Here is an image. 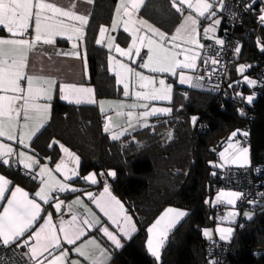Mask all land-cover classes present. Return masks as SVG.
Returning a JSON list of instances; mask_svg holds the SVG:
<instances>
[{"label":"snow or ice","instance_id":"snow-or-ice-1","mask_svg":"<svg viewBox=\"0 0 264 264\" xmlns=\"http://www.w3.org/2000/svg\"><path fill=\"white\" fill-rule=\"evenodd\" d=\"M92 2L93 0H87L89 4ZM217 3H219L220 9L225 7L224 0H171V7L175 9L176 13L183 16V21L175 33L169 37L138 17L137 13L145 4V0H119L111 32H116L122 27L123 32L131 36L129 47L124 49L116 44L117 38L107 35L110 30L103 26L99 30L100 38L96 40L98 45L104 44L106 40V47L110 52L109 71L114 73L117 85L123 86V95L135 98L131 104L99 102L101 112L114 108L116 117L125 115L127 117L126 122L123 123H115L113 117H106L104 131L110 133L112 140H119L126 133L134 131L137 126L149 127V117L170 115L172 112V109L167 107H150V102L153 101L171 102L172 86L170 84H167L164 79L136 71L129 66V63L117 59L112 53H117L132 64H137L139 63L137 57L143 59L141 49L146 48L147 58L143 63H139L140 68L155 74H179L180 84L196 87L198 85L194 79L201 78L187 75L186 70H196L197 61L205 51V45L201 44L198 39V26L201 18L212 21L209 27L204 29V38L214 40L215 45H224L223 39L213 35L221 23L219 19H215L216 12L213 11ZM76 7L77 4L74 0H69L67 7L60 5L57 0H0V26L11 34L10 38H0V138L16 141L24 148H28L29 142L47 123L51 108L50 102L53 99V88L57 81L50 77L29 73L27 71L29 53L39 42L51 45L55 43L57 37H66L72 42V50L57 54L81 58L78 46H82L84 43L89 15L78 14L75 11ZM185 9L191 10L189 14L184 15ZM193 12L195 15L192 14ZM259 22L264 25V14L259 17ZM30 29L35 33L31 38H29ZM257 43L259 45L260 41L258 40ZM211 47V45L208 46V48ZM235 51L238 54L240 48L237 47ZM261 51H264V45H261ZM180 56H183V59H180ZM218 62L215 59L211 60L213 65ZM205 63H208L207 58ZM84 68L85 74H87L86 56L84 57ZM237 71L243 74L246 71V66L241 65ZM22 81H26V87L22 86ZM243 82L249 87H253L257 83L247 76H244ZM137 86L139 90H137ZM59 92L60 99L68 103H97L94 99V89L90 87L61 83ZM238 95H241V98L246 99L248 103H252L254 99V96L244 98L242 94ZM137 109H143V111L137 112ZM240 114L244 115L242 111ZM197 119L195 116L192 117L193 125L196 124ZM114 128H118L119 131H113ZM237 135L247 137L248 133L240 132V130L231 133L227 146L219 152L221 163L214 164L210 161L211 166L245 167L249 164V148L242 146L241 142L235 139ZM168 139H172L171 131L168 132ZM60 148L64 156L56 164L55 171L64 177L63 181L56 179L52 170L46 165L40 166L39 172L32 177L33 179L39 178L41 184L35 197L44 204L56 200L54 207L57 212L61 211L64 201L54 197L53 193L80 191L68 183L74 178H80V157L62 144ZM0 161L8 166H13L16 161L29 173L39 163L35 157L23 151L17 154L10 145L2 142H0ZM107 175L115 177L116 173L109 171ZM82 179L91 185L98 183L95 173H90ZM10 184V180L0 175V200L7 199L3 211L0 212V244L5 247L17 244V241H20L21 237L42 218L41 203L37 202L36 198H29V193L22 188L15 187L11 190V195L6 197ZM242 195L240 192L221 191L217 194L214 203L235 206ZM86 196L107 217L116 230L113 232L108 227H100V232L115 248H122L120 237L131 239L137 230L133 217L128 214L124 204L112 194L107 181L104 183L103 191L98 195L87 192ZM74 205L83 207L86 215L81 217L79 213L73 212L70 220L60 219L56 223L53 221L52 215L49 214L43 218V223L32 232L28 239L23 240L22 244H17V247L28 248L29 260L33 264H66L68 251L61 250L62 243L76 245L77 241L85 235L86 228L92 229L100 225L99 218L84 205L80 197L68 205L69 211H72ZM186 215L187 213L184 211L169 207L147 229V251L157 262L161 259V251L169 233ZM236 215L234 211H230L223 219L234 222ZM248 218L251 219V216ZM217 231L222 240L229 239L233 233V229L230 227H220ZM204 235L210 237L211 233L205 230ZM73 251L84 257L89 264H109L111 259L107 251L101 248L95 240H88L74 247ZM71 264H79V261L73 260Z\"/></svg>","mask_w":264,"mask_h":264},{"label":"trees","instance_id":"trees-1","mask_svg":"<svg viewBox=\"0 0 264 264\" xmlns=\"http://www.w3.org/2000/svg\"><path fill=\"white\" fill-rule=\"evenodd\" d=\"M115 5L116 0H93L85 29V83L94 89L96 100L121 98L120 87L107 68L108 50L95 42L99 29L110 24ZM259 14L247 12L242 25L234 28L222 20L224 41L235 38L240 52L224 77L221 94L173 84L171 114L150 118L149 127L119 140H111L105 133L97 104L73 105L57 97L51 101L50 119L27 150L38 162L47 160L53 165L61 156L62 144L80 157V178L72 182H80L81 177L93 171L109 183L137 229L120 250L112 253L113 264H264V196L249 208L251 219H244L241 226L240 217L236 221L233 235L226 240L228 250L222 263H217L212 254L214 239L202 233L217 223L212 199L219 191V167L209 162L217 164L219 152L234 131L248 133L249 165L263 167L260 178L264 181V25L259 22ZM140 15L167 35L180 20L170 0H146ZM115 37L121 46L129 42L123 32L118 31ZM246 60L254 64L241 74L237 69ZM244 76L261 81L262 86L249 87L243 82ZM238 94L255 98L248 103ZM193 116L198 118L195 125ZM241 137L244 136L237 135L235 139ZM109 171L116 176L107 178ZM23 172L14 164L0 163V173L12 185L33 192L36 183L26 179ZM167 206L184 209L187 215L169 234L157 262L146 250L147 229Z\"/></svg>","mask_w":264,"mask_h":264},{"label":"crops","instance_id":"crops-1","mask_svg":"<svg viewBox=\"0 0 264 264\" xmlns=\"http://www.w3.org/2000/svg\"><path fill=\"white\" fill-rule=\"evenodd\" d=\"M57 2L60 5L67 7L68 3H69V0H57ZM74 2L77 4V7H76L75 11H77L78 14H88V15H90L92 6H91V4L87 3V0H74ZM118 3H119V0H116L115 9H116V6H117ZM142 6H141V8H142ZM218 7H219V3H217L214 6L213 11L216 12L215 19H219L221 21V23L216 28V31H215V33L213 35L216 38L225 40L224 33H223L224 31L220 30V27L223 24V21H222V18L218 15V12H217V8ZM115 9H114V14H113V17H112V20H111L110 24L108 26H103V27H106V28H108L110 30V32L107 35L115 36L118 31L123 32L122 27L120 29H118L116 32H111V26H112V21H113L114 15H115ZM190 11L191 10L185 9L184 15L189 14ZM192 14L195 15L194 12ZM262 14H264V12H260L259 17ZM137 15H138L139 18L147 21L145 18H143L140 15V11L137 13ZM179 15H180V20L178 21V23L176 24V26L174 27V29L170 33V35H168L169 37L172 36L175 33L177 27H179V25L183 21V16L181 14H179ZM32 23H33V28H34V21ZM147 23L151 24L153 27L157 28L156 26H154L149 21H147ZM211 23H212V21L210 19L201 18L199 26H198V33H199L198 39L200 40L201 44L205 45V51L202 52L201 57L207 52V50H208L207 46H210V45L214 44V43H211V42H214V40L205 39L204 35H203L204 29L209 27V25ZM157 29H159V28H157ZM159 30L162 31L161 29H159ZM162 32H164V31H162ZM124 34H126L129 37L128 44L126 46H121L116 41H115V43L118 44L121 48L127 49L129 47V44L131 43V36H129L127 33H124ZM10 35L11 34L7 33L6 29H2V26H0V38H10ZM34 35H35L34 31H32L30 29L29 38H31ZM99 38H100V31H98V33L96 35L95 42ZM99 46H102V47H104L105 49L108 50L107 68H108V71H109V60H108V58H109L110 52H109V49L106 47V40H105L104 44H101ZM71 50H72V42L71 41H69L66 37H63V38L62 37H57L54 44L49 45V44H44L43 42H39L37 44V46L34 48V50L29 53V64H28L27 71L29 73H31V74L45 76V77H50V78L55 79L57 81V84L53 88V98L57 97L60 101H62L64 103H68V102L65 101V100L60 99L59 85L61 83L76 84L77 86H83V87L92 88L91 86H89V85H87L85 83L87 75L85 74V68H84V57H85L84 43H83L82 46H78V50L81 53V58H75V57H72V56H66V55H62V54L58 55L57 54V53H66V52H69ZM112 54L115 55V57L117 59L124 60V62L129 63L130 67L134 68L136 71H139V72H141L144 75L155 76L158 79H164L165 82L167 84H170L171 86L173 84H175L176 86H178L180 88H189L190 87L188 84H180L179 83V74H177V75H171V74H167V73L155 74V73H150L147 69L140 68L139 67V63H143L144 60H146V58H147V54L148 53H147V49L146 48L141 49V56L143 57V59H141L140 57H137V60L139 61V63H137V64H132L130 61L125 60V58L120 57L119 54H117V53L113 52ZM179 58L183 59V56H180ZM200 60H201V58L197 61V68H198V64H199ZM111 74L115 77L114 73H111ZM186 74L187 75H191V76H193L195 78L197 76V69L196 70H191V71L186 70ZM115 80H116V77H115ZM21 83H22V86H24V87L27 86L26 81H22ZM118 86L120 87V90H121V98H119V99H99V100H96L95 94H94V99L97 101V103H94V104H89V103H81V104L68 103V104H73V105H95V104H97V106H98V108L100 110V107H99V102L100 101H104V102H121V103H125V104L133 103L135 98L132 97V96L125 97L123 95V86L122 85H118ZM157 86H158V84H157ZM137 90H139L138 86H137ZM169 103L170 102H166V101H153V102H150V107H167V108H170L169 107ZM106 107H107V103H106ZM139 111H143V109H137V112H139ZM101 114H102V126H103V129H104L105 119L108 116L113 117L115 123H123V122H126V120H127L126 115L124 117H116V110L114 108H109L106 112H101ZM160 116H164V115H160ZM154 117H157V116H154ZM150 118H153V117H149L148 118V124L150 123ZM49 119H50V114H49V118H48L47 122L49 121ZM140 129H143V128L137 126L134 131H130L129 133H126L125 135L131 134V133H133L135 131H138ZM113 131H119V129L118 128H114ZM106 134L110 138V133H106ZM124 136H122V137H124ZM0 142L10 145L17 154L19 152L23 151V152L27 153L28 155H31V156L35 157L31 152H29L27 150L28 148H24L23 145L19 144L16 141H7L4 138H0ZM30 142H29V145H30ZM226 146H227V144L224 146V148ZM224 148L221 151H223ZM63 156H64V153L61 151L60 158L53 165L48 164L47 160L39 162L38 165L34 166V168L31 171V173L33 175H35V173L39 172L40 166H45L46 165L49 169L52 170V174L56 177V179L63 181L64 177L59 172L55 171L56 164L60 162V160L62 159ZM218 158H219V161H218V164H219V163H221L219 155H218ZM0 163L3 164L2 161H0ZM3 165H5V164H3ZM14 165L20 167L24 171H28V170H25L22 167V165H20L16 161H15ZM5 166H8V165H5ZM228 167H239V166L232 165V166H228ZM90 173H95V172L90 171L87 174H85L84 176H87ZM0 175H3V174L0 173ZM96 176H97V179H98V183L95 184V185H91L89 183H86L82 179V177L80 179V182H72L76 178H74L71 181H68V183L72 187L78 188V189H80V191H78V192L67 191V192H63L62 193V197L58 198L59 200H63L64 201V204L62 205V208H61L60 212H57L55 207H54V203L56 202V200H53L49 204H44L42 201H39V198L35 197V193L37 191H39L40 186H41L39 178H37L35 180L36 187H35L33 192H30L29 190L25 189L24 187L10 184L9 191L6 193V197H9L11 195V190L12 189H14L15 187H20L24 191L29 193V198H36L37 202L41 203V206H42V212H41V217L42 218L39 219L38 222L36 224H34L33 227L31 229H29V231L26 232L23 237H21L20 241H17V244H22L23 240L28 239V237L32 235V232H34L37 228H39L40 224L43 223V218L47 217L49 214L52 215L53 221L56 222V223H58V221L60 219L70 220L73 212L79 213L81 217L85 216L86 214L84 212V208L83 207L74 205L73 208H72V211H69V208H68V205L72 204V202L75 201L77 197H80V199L83 201L84 205L87 208L91 209L92 213L95 214V216L97 218H99L100 225H98V226H96V227H94L92 229H87L86 228L85 235L83 237H81V239L79 241H77L76 245H67L66 243H62L61 250H65L66 249L68 251V261L66 262V264H71V261H73V260L79 261V264H89V262L87 260H85L84 257L80 256L78 253L73 251L74 247L79 246L80 244L85 243L88 240H95L96 243L99 244L101 248L105 249L107 251V253L109 254V256L111 257V259L109 261V264H113L111 262L112 253L117 251V250H120L121 248L120 249L115 248V246L111 244V242L107 239V237H105L103 235V233L100 232L99 228L100 227H108L109 230L113 231V232H115L116 230L111 225V223L108 221L107 217H105L103 215V213H101L100 210L96 207V205L94 203H92V201L89 200L88 197L86 196L87 192H92L94 195H98L100 192L103 191L104 183H105L106 180L104 178L100 179V176L98 174H96ZM107 178H110V177L107 176ZM108 185H109V183H108ZM109 187H110V185H109ZM110 190H111V187H110ZM111 192H112V190H111ZM218 193H219V191L215 194V196L212 199V205L213 206L215 205V207L218 204V203L214 204ZM112 194L114 195L113 192H112ZM238 202H239V200L236 202L235 206H231V205H227L226 204V206L228 208V211L224 215V217H225L228 212L234 211L237 214L236 217H235V221L232 222V221H229V220H224L223 219L224 217H223L221 220L218 221V223L222 224V226H220V227H231L233 229V232H234L235 223L239 219V217L242 216V217H245L246 220H249L248 217L251 216V214L249 212L248 213H243L238 208ZM6 203H7V199L0 200V212L3 211V206L6 205ZM169 207L186 212L184 209H181V208L167 206V207L163 208L162 211L154 218V220L152 221L150 226L165 211V209H167ZM183 219H184V217L175 225V227L171 230V232L176 228V226ZM220 227H215L214 228V231H215V235L214 236L206 237V238L207 239H211V240L212 239H220V233L217 231V229L220 228ZM232 235H233V233H232ZM204 237H205V235H204ZM147 238H148V233H147V236H146V241H147ZM230 238L226 239V240H230ZM120 239H121L122 245H124V243L127 240H129V239H125L123 237H120ZM167 239H168V237H167ZM166 242H167V240H166ZM17 244H15V245H17ZM145 246H146V242H145ZM20 248L23 251L25 257L29 260V255L30 254L28 253V248L23 247V246H20ZM146 250H147V247H146ZM57 254H59V253H57ZM97 254H98V252H97ZM30 263L33 264V262H31V261H30Z\"/></svg>","mask_w":264,"mask_h":264},{"label":"built area","instance_id":"built-area-1","mask_svg":"<svg viewBox=\"0 0 264 264\" xmlns=\"http://www.w3.org/2000/svg\"><path fill=\"white\" fill-rule=\"evenodd\" d=\"M225 7L220 9L218 7V15L222 18L224 23L228 27H240L244 15L249 12H262L264 9V0H224ZM251 5V7H249ZM211 48H208L207 52L201 57V60L197 68V76L201 79L194 82L198 85L196 87H189L193 91H199L211 94H221L224 90V77L227 71L234 66L235 57L237 55L235 49L239 47L238 41L235 38H229L224 41V45L212 44ZM217 53H219L217 55ZM207 58L208 63H205ZM215 59L219 61L213 65L211 60ZM254 64L253 61H243L241 65L246 66V69L250 68ZM215 69V71H213ZM195 77V78H196ZM256 86H262V82L256 80ZM241 142V145L247 147L246 137L237 139ZM219 158L216 159L218 164ZM15 163V161H14ZM13 163V164H14ZM263 171L261 165L245 167H219V191H236L242 193V198L239 199L238 208L242 212H249V208L252 205L259 202L264 196V190L262 184L264 181L260 178ZM23 176L29 181H35L33 174L28 171H24ZM54 197H62V193H53ZM228 208L225 203H218L215 210V219L218 222L221 220ZM245 218L242 216L238 220V225H242V221ZM228 250V242L226 240L214 239L211 242V251L214 259L217 263H222ZM0 264H31L25 257L23 251L17 245L12 244L10 246H3L0 244Z\"/></svg>","mask_w":264,"mask_h":264},{"label":"rangeland","instance_id":"rangeland-1","mask_svg":"<svg viewBox=\"0 0 264 264\" xmlns=\"http://www.w3.org/2000/svg\"><path fill=\"white\" fill-rule=\"evenodd\" d=\"M217 11H218V8H217ZM251 96H253V95H251ZM255 98V97H254ZM227 144V143H226ZM219 192H221V191H219ZM234 192H236V191H234ZM243 213H248V211H246V212H243ZM250 214H251V217H252V212H249ZM243 218H245V217H243ZM220 226H222V224L221 223H217V224H215L214 225V227H210V228H205V229H203L202 230V233H203V235H204V231L205 230H208L210 233H211V236H214L215 235V231H214V228L215 227H220ZM231 228V227H230ZM210 236V237H211Z\"/></svg>","mask_w":264,"mask_h":264},{"label":"bare ground","instance_id":"bare-ground-1","mask_svg":"<svg viewBox=\"0 0 264 264\" xmlns=\"http://www.w3.org/2000/svg\"><path fill=\"white\" fill-rule=\"evenodd\" d=\"M211 43H214V42H211ZM208 45V44H207ZM208 47V46H207ZM16 144V143H15ZM15 146V145H14ZM250 164V163H249ZM215 204V203H214ZM214 207H215V205H214ZM218 223V222H217Z\"/></svg>","mask_w":264,"mask_h":264}]
</instances>
